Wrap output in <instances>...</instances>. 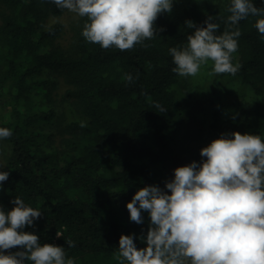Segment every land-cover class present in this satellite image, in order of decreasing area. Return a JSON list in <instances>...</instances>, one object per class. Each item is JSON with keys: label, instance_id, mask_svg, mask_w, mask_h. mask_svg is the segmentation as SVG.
<instances>
[{"label": "trees", "instance_id": "obj_1", "mask_svg": "<svg viewBox=\"0 0 264 264\" xmlns=\"http://www.w3.org/2000/svg\"><path fill=\"white\" fill-rule=\"evenodd\" d=\"M254 3L264 7L262 0ZM229 6L230 0L217 7L172 6L154 21L153 38L120 50L88 42L81 34L87 18L76 14L72 39L61 45L63 24L47 21L65 9L52 0H0V127L12 130L0 139L9 147L0 206L12 208L19 196L41 211L24 231L63 246L75 264H121L120 235L134 234L143 247L140 237L150 223L147 212L142 223L133 222L126 202L145 185L168 191L170 178L161 172L170 146L193 140L202 148L204 131L212 139L233 131L264 136V38L254 26L257 17L239 22L233 54L238 72L218 74L220 81L239 79L256 94L241 114L223 117L213 109L207 129L193 136L198 102L185 77L172 71L169 48L185 46L193 31L186 22L203 26L212 16L222 33ZM60 83L66 86L61 93Z\"/></svg>", "mask_w": 264, "mask_h": 264}, {"label": "clouds", "instance_id": "obj_2", "mask_svg": "<svg viewBox=\"0 0 264 264\" xmlns=\"http://www.w3.org/2000/svg\"><path fill=\"white\" fill-rule=\"evenodd\" d=\"M60 9L86 17L82 36L102 48L132 49L156 35L154 21L171 12L173 0H52ZM264 2V0H262ZM229 27L218 34L220 24L208 16L203 26L186 22L193 29L187 44L171 47L180 76H196L212 61L217 74L235 75L233 62L241 31L239 22L257 17L255 28L264 38V7L254 0H230ZM126 79L133 80L131 74ZM159 107V105H157ZM12 130L0 127V139ZM204 158L177 166L171 179L140 187L126 202L133 222L149 214L146 235L137 247L134 234H121V264H264V136L233 131L221 134L200 149ZM9 172L0 164V186ZM13 207L0 206V264H75L65 248L41 243L33 225L41 211L19 197ZM72 246V242H68ZM19 246L17 251H5Z\"/></svg>", "mask_w": 264, "mask_h": 264}, {"label": "rangeland", "instance_id": "obj_3", "mask_svg": "<svg viewBox=\"0 0 264 264\" xmlns=\"http://www.w3.org/2000/svg\"><path fill=\"white\" fill-rule=\"evenodd\" d=\"M225 0H173V9L180 8L185 3H194L196 5H209L212 7L220 6ZM75 17V13H72L65 9L63 13L58 16H50L48 18V24L62 23L63 30L57 41L61 45H67L72 39V33L70 30V21ZM184 83L187 84L186 88L191 93L192 101H197L196 110L193 113L196 121H199L195 126L193 125V136L197 137L195 131L201 127L207 129V124L210 120V114L213 109H217L223 117H229L232 115H239L243 110L250 108L254 105L257 98L254 91L240 83L239 79L220 81L218 80V74L213 71L212 61L208 64L202 65L200 72L196 76H187L184 79ZM66 86L60 83V87L57 92L64 91ZM262 98V96H258ZM205 129V130H206ZM200 138L202 144H208L212 140V136L204 132H200ZM193 148H196L193 150ZM199 147H196V142L190 140L177 143L170 146L167 153V162L162 168V174L168 178H172L173 169L180 165H185L193 160L199 162L203 157H198L193 154L200 153ZM9 147L7 144L0 142V164L5 165V158L8 155Z\"/></svg>", "mask_w": 264, "mask_h": 264}]
</instances>
